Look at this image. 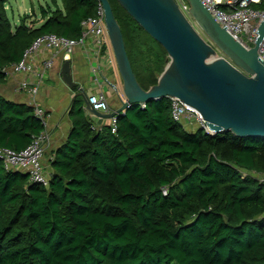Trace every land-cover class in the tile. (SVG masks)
Instances as JSON below:
<instances>
[{
	"label": "trees",
	"instance_id": "16d2710c",
	"mask_svg": "<svg viewBox=\"0 0 264 264\" xmlns=\"http://www.w3.org/2000/svg\"><path fill=\"white\" fill-rule=\"evenodd\" d=\"M109 1L148 89L167 52ZM51 2L12 24L0 0V85L3 68L36 37L77 39L96 11V0ZM85 104L77 91L71 128L49 152L46 185L0 160V264H264V137L185 128L169 97L130 106L111 132L93 126ZM42 128L32 104L0 93V146L21 150Z\"/></svg>",
	"mask_w": 264,
	"mask_h": 264
},
{
	"label": "water",
	"instance_id": "95a60500",
	"mask_svg": "<svg viewBox=\"0 0 264 264\" xmlns=\"http://www.w3.org/2000/svg\"><path fill=\"white\" fill-rule=\"evenodd\" d=\"M96 1L104 9L124 98L117 109L99 112L89 105L87 94L81 90L91 112L108 119L134 104L172 96L197 109L214 133L264 137V60L257 52L264 37V20L256 31L254 45L246 48L215 20L201 0H186L191 18L225 54L213 57L214 46L200 35L176 0H117L167 52L168 62L157 82L144 89L132 69L110 1ZM60 71L69 88L77 86L69 59L63 60Z\"/></svg>",
	"mask_w": 264,
	"mask_h": 264
},
{
	"label": "built area",
	"instance_id": "2783aa9c",
	"mask_svg": "<svg viewBox=\"0 0 264 264\" xmlns=\"http://www.w3.org/2000/svg\"><path fill=\"white\" fill-rule=\"evenodd\" d=\"M177 1V0H176ZM262 0H201L203 5L212 14L216 21L233 35L243 46L250 48L254 45L258 36L257 29L260 22L264 20V9L255 7V4ZM180 10L189 19V4L187 1H177ZM190 20V19H189ZM81 34L77 39H71L54 33H45L36 37L31 44L25 48L21 58L3 68L6 75L12 73H24L26 76L18 83V89L23 90L28 96L30 104L34 106V114L43 124L42 130L32 137L31 142L21 150H14L9 147L0 146V160L6 169H19L26 173L30 182H37L46 185L48 175L44 170L42 161L51 136L47 128V116L45 110L37 103V93L48 71L53 67L57 55L61 52L67 58L77 45H92L93 50L98 55L104 57L108 66H116L110 40L104 21V9L100 1H96V11L93 16H89L81 21ZM253 43V45L251 44ZM40 51H48L49 55L36 59L35 55ZM258 55L264 60V37L258 45ZM99 65L92 68L94 82L97 88L93 93L87 94L89 105L99 112H111L107 95L100 87L101 77L99 75ZM117 91V87L111 84ZM120 98H124L122 87ZM171 99V114L173 119L186 123L190 130L201 129L204 133L213 134L207 122L200 112L180 100L178 97ZM140 108H144L146 103H138ZM126 110L115 113L108 118V125L111 132H116L118 115L124 114ZM102 125V124H101ZM95 128L100 125L93 124ZM263 174H259L264 179Z\"/></svg>",
	"mask_w": 264,
	"mask_h": 264
},
{
	"label": "crops",
	"instance_id": "0c3cea01",
	"mask_svg": "<svg viewBox=\"0 0 264 264\" xmlns=\"http://www.w3.org/2000/svg\"><path fill=\"white\" fill-rule=\"evenodd\" d=\"M34 18L32 16L30 19L32 20ZM92 47L90 44L89 46L77 45L67 58H64L61 52L57 55L53 67L48 71L44 79L53 81L54 85L50 86L44 83V80L40 85L44 89L45 94H42L40 100H37V103L45 110L47 128L51 136L50 143L45 150L42 161L46 173H48L47 159L50 156V150L64 141L71 128L67 110L72 97L77 91L81 93L82 90L86 94H89L93 93L97 88V84L94 82L92 68L99 65L98 72L101 77L100 87L105 91L111 109L115 110L122 104L119 93L121 92L122 81L117 67L114 65L108 66L104 57L95 53ZM49 54L50 52L48 51H40L35 55V58L41 59ZM64 59L70 60L71 76L72 80L77 83L76 89H73L74 87L69 88L62 80L60 69ZM25 76L24 73H12L8 75L6 82L0 85V93L8 99L30 103L29 96L23 90L18 89L19 81L24 79ZM111 84L117 87V91L112 88ZM50 96L52 97L49 99ZM84 110L86 114L93 117L96 125L108 124V119L95 115L87 108L86 104ZM183 124L187 128L186 123L183 122Z\"/></svg>",
	"mask_w": 264,
	"mask_h": 264
},
{
	"label": "rangeland",
	"instance_id": "374dc122",
	"mask_svg": "<svg viewBox=\"0 0 264 264\" xmlns=\"http://www.w3.org/2000/svg\"><path fill=\"white\" fill-rule=\"evenodd\" d=\"M57 3L59 4V6H61L60 0H57ZM48 5H50L51 8H54V5L52 4L51 0H6L5 6H6L7 14L12 24H18L21 21L22 16L24 14H30L31 12H32V15L35 17L34 19H36L39 16V13L41 11V6H44L46 8ZM189 19H190V22L193 24V26L200 33V35L207 42H210L214 46L216 52L213 55V57L225 56L224 52L213 43V41L203 32V30L195 23V21L192 18H189ZM251 44L253 45V43ZM44 83L49 84L50 86L54 85L53 81L49 79L44 80ZM42 94H45V91L42 87H40L37 93V100H40ZM51 97L52 96H50L49 99ZM262 176L264 177V175Z\"/></svg>",
	"mask_w": 264,
	"mask_h": 264
}]
</instances>
